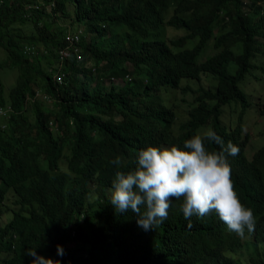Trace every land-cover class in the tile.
<instances>
[{
	"label": "trees",
	"instance_id": "1",
	"mask_svg": "<svg viewBox=\"0 0 264 264\" xmlns=\"http://www.w3.org/2000/svg\"><path fill=\"white\" fill-rule=\"evenodd\" d=\"M169 7L168 23L191 27L192 34L200 37L213 27L219 33L214 37V48L219 50L203 65L196 60L199 46L182 50L164 81L171 90L178 89L170 101L178 94L193 95L190 110L176 116L181 118L176 132L169 125L174 110L159 114L147 109L158 99L150 104L139 92V86L146 85L141 80L157 86L146 40ZM226 14L230 18L222 31L216 22ZM60 17H66V24L58 22ZM263 17L264 0H0V69H12L15 76L6 97L0 78V109L7 110L0 113V202L12 188L14 201L20 204L5 222L0 209V264H31L34 257L25 252L32 248L60 264H164L163 259L167 264H208L210 257L213 264H238L230 253L244 247L245 239L232 236L235 233L214 212L200 218L196 229L186 225L182 211L180 217L172 211L152 234L138 227L137 214L129 211L119 214L103 206L101 213L82 224L74 217L83 204L85 180L117 170L110 160L119 157L123 170L137 149L163 138L183 148L185 140L207 128L225 140L218 118L230 88L226 98L239 103L234 124L238 132L251 101L237 89V82L257 69V78L264 81ZM78 26L83 32L71 44L65 30ZM231 45L240 51H231ZM66 46L71 51L63 56ZM73 47L81 49V60L75 58ZM256 52L263 56L261 62L252 61ZM89 59L105 61L103 70L117 77L129 73L136 78L128 83L131 90L114 84L102 90L89 88L90 73L84 68ZM201 69L214 76L217 92L194 75ZM180 74L195 78L198 87L172 83ZM156 119L159 123L148 122ZM205 146L219 150L214 142L205 141ZM250 146L256 147L251 159L240 153L230 162L231 178L241 202L256 216L251 234L264 243V202L253 194L256 184L264 189V143ZM62 151L72 157L70 171L76 179L68 180L60 191L44 163L51 166ZM39 174L40 179L34 177ZM27 199L34 213L23 207ZM57 245L64 250L62 256Z\"/></svg>",
	"mask_w": 264,
	"mask_h": 264
},
{
	"label": "clouds",
	"instance_id": "2",
	"mask_svg": "<svg viewBox=\"0 0 264 264\" xmlns=\"http://www.w3.org/2000/svg\"><path fill=\"white\" fill-rule=\"evenodd\" d=\"M247 11L252 10L248 9ZM229 18L227 14L223 15L217 20L216 26H219L223 31ZM168 19L169 16L164 15L161 21L156 23L152 36L150 35L152 31H148L146 40L148 48L151 49V72L152 76L157 80V86L148 85L146 79L141 80L146 85L139 86L141 96L147 98L150 104L153 100L158 99L156 104H152V108L147 109L154 110L159 114H164L170 109L174 110V101H170V95L172 91H178V89L171 90L170 85H165L164 81L170 76L172 70L176 68L177 60L181 59L182 50L189 49L193 51L196 46H199L196 60L202 65L208 57L219 50V48H214V37L219 35L216 27L211 28L208 35L205 33L200 37L192 34L191 27L174 26L168 23ZM109 22L107 21V23ZM110 24L115 28L113 23ZM246 24L253 28L251 24L247 22ZM168 28L176 29V35L172 36ZM260 28L264 30V17ZM122 31H119L120 35ZM82 32L83 30L80 29V26L67 28L64 36L72 44L78 38L80 39ZM134 37L140 38L136 35ZM262 41L264 43V39ZM69 48L68 46L62 48L61 55H68L71 51ZM229 49L231 51H240L238 45H231ZM72 52L77 60H81L83 56L81 49L73 47ZM256 54L257 52L253 55L252 61L261 62L263 56L261 54L256 56ZM85 63L86 67L84 68L90 73L89 83H87L89 88L102 90L106 86L114 84L118 88L123 86L130 89L128 83L131 82L132 78L136 79L129 73L117 77L109 69L107 70L109 74H104L105 70L103 69L106 67L103 66L105 61L97 63L89 59L85 60ZM229 68L230 70L233 69L232 66ZM252 72L237 82V89L241 93L249 94L242 88V85L249 77H252L256 83L264 85V81L261 80L263 77L257 78L260 71L257 69ZM206 73L201 69L194 75L200 77V80L204 76L207 81L204 87L212 86L217 92L218 86L214 76ZM180 75L182 77L172 83L175 82L178 86H181L188 83V81L197 82L195 78L186 77L189 75ZM57 77L55 76L56 79ZM105 78L109 79L108 85L101 83ZM166 86L168 88L164 91L163 89ZM230 89H228L226 95H223L224 101L220 104V115L218 118L219 127L222 133L225 134V140L212 128H207L202 134L197 133L192 138L185 140L183 148L172 146L165 138L157 143H149L142 149H137V154L132 163L123 170L120 169L122 161L119 157L110 160L109 163L117 168L113 174L102 177L101 171L99 178H94L90 181L85 180L83 204L74 217L78 218V224H82L85 218L97 216L101 213L102 207L106 206L119 214L128 211L129 215H131V212L136 213L138 227L148 231L147 234H152L158 230V225L163 223L172 211H176L179 217L182 211L184 218L187 220L186 225L188 227L193 225L196 229H199L200 218L209 216L214 212L227 226V230L230 233H235L231 234L232 236L240 240L245 239V246L241 247L239 251L231 252L230 258L238 264H261V260H264V243L259 237L255 238L251 234L255 230L257 219L252 209L241 202L234 186L236 183L231 178L230 165L233 158L235 156L239 157L240 153H244L248 159H251L256 147L250 146V143L253 144V140L249 133L242 132L243 116L238 132H235L234 124L239 103L232 102L231 99L228 100L226 98L230 97ZM119 97H121V94ZM7 109L10 110L9 105H7ZM189 110L190 107L186 110V113ZM3 111L7 114L6 108ZM180 120L181 118L176 116L169 120V125L175 132ZM148 122L159 123L157 119ZM262 136L264 138V132ZM246 137H249V139L245 140ZM205 141L214 142L219 146V150H209L205 146ZM248 150L251 151L249 155L246 154ZM70 158L72 157L62 151L59 157H56V155L53 157L52 160L54 162L51 166L44 163V169H47L45 171L53 175L55 184L60 191H63L65 184L69 182L68 180L73 182L76 179L74 173L70 171ZM78 158L83 160L80 155ZM40 176L41 174L34 177L40 179ZM254 186L256 188L253 194L264 202L263 186L259 184ZM28 199L23 201V207L34 213ZM0 203L3 204L0 209L1 218L4 222L11 218L12 209L17 210L20 206L18 202L14 201L12 188L8 190L5 198ZM57 253L61 256L64 254V250L60 245H57ZM25 255L34 257L31 264H60L59 260L37 255L35 248L28 249ZM213 255L216 257V253ZM160 262L167 264L165 259ZM208 264H213L211 257Z\"/></svg>",
	"mask_w": 264,
	"mask_h": 264
},
{
	"label": "rangeland",
	"instance_id": "3",
	"mask_svg": "<svg viewBox=\"0 0 264 264\" xmlns=\"http://www.w3.org/2000/svg\"><path fill=\"white\" fill-rule=\"evenodd\" d=\"M49 10V6L47 7V11ZM172 12V8H168L166 11V16H169V14ZM66 17H60L58 19L59 23L66 24ZM116 28L118 31H122V27L120 25H116ZM169 33L173 36L176 35L177 30L174 28H168ZM94 61V60H93ZM95 62V61H94ZM99 72H101L99 70ZM106 75L109 74V71H104ZM0 78L5 84V97L7 96V92L9 90V87L13 85L15 76H14V70L8 68H2L0 69ZM200 82L203 86L207 84V81L205 80V77L202 76ZM104 85H108L109 79L105 78L101 82ZM99 83V84H101ZM186 83V82H185ZM188 83L191 85L193 89H196L198 87L197 82L188 81ZM242 88L249 93L251 102H250V110L247 112L246 115L243 116L242 120V132H247L251 136L253 140V144L259 145L260 143H264V138L262 136V133L264 132V85L256 83L252 77H249L246 82L242 85ZM193 99V95L188 94H178L175 95V101L173 103L174 105V112L175 116H180L183 114H186V110L191 106V102ZM44 104L45 106L48 105ZM54 107V106H53ZM251 151H246V154L249 155ZM6 217V215H5ZM3 217V219H5ZM7 219V217H6Z\"/></svg>",
	"mask_w": 264,
	"mask_h": 264
},
{
	"label": "built area",
	"instance_id": "4",
	"mask_svg": "<svg viewBox=\"0 0 264 264\" xmlns=\"http://www.w3.org/2000/svg\"><path fill=\"white\" fill-rule=\"evenodd\" d=\"M57 80H58V81H61V78L58 76V77H57ZM3 112H4V111H3L2 109H0V113H3Z\"/></svg>",
	"mask_w": 264,
	"mask_h": 264
}]
</instances>
